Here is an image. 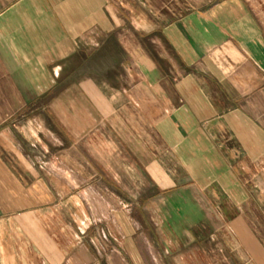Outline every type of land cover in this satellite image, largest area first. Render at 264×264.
I'll use <instances>...</instances> for the list:
<instances>
[{
  "label": "crops",
  "instance_id": "obj_1",
  "mask_svg": "<svg viewBox=\"0 0 264 264\" xmlns=\"http://www.w3.org/2000/svg\"><path fill=\"white\" fill-rule=\"evenodd\" d=\"M0 264H264V0H0Z\"/></svg>",
  "mask_w": 264,
  "mask_h": 264
}]
</instances>
